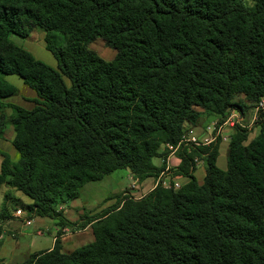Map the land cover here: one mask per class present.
<instances>
[{"label": "trees", "instance_id": "obj_1", "mask_svg": "<svg viewBox=\"0 0 264 264\" xmlns=\"http://www.w3.org/2000/svg\"><path fill=\"white\" fill-rule=\"evenodd\" d=\"M252 1L0 0V136L9 123L18 154L15 163L1 154L0 184L30 200L31 218L63 230L72 224L57 208L85 184L117 170L155 179L169 148L180 160L171 183L187 179L177 190L158 184L139 199L116 197L83 219L90 243L63 253L57 231L51 249L19 264H264V119L251 139L234 125L225 170L219 139L184 140L201 115L219 125L243 111L237 97L264 100V0ZM34 29L57 70L11 39ZM97 39L115 52L111 61L88 48ZM7 76L35 92L31 110L4 103L17 92ZM9 219L3 208L0 221Z\"/></svg>", "mask_w": 264, "mask_h": 264}, {"label": "rangeland", "instance_id": "obj_2", "mask_svg": "<svg viewBox=\"0 0 264 264\" xmlns=\"http://www.w3.org/2000/svg\"><path fill=\"white\" fill-rule=\"evenodd\" d=\"M243 2L249 6L253 4L252 0H243ZM44 37V32L39 29H34L28 33L26 38H18L14 36L12 41L17 45L22 46L40 62L57 70L56 60L45 49ZM55 40L58 44H62V35H56ZM88 48L95 52L102 60L107 62L111 61L115 55V52L110 48H107L100 39L91 43ZM4 79L14 85L17 90L16 96L11 98V103L26 108V110H31L35 106L34 101L37 99L35 92L25 85H16L13 82L15 80L13 78L4 77ZM65 82L66 84H69L67 80H65ZM241 97L242 96L237 97L234 102L244 107L243 111L241 110V118L244 126H248L251 129L254 128L251 135L252 138L258 133L257 125L259 121L264 119V108H260L264 107V104H258L256 106L245 103ZM8 112L9 110L5 109L3 113L6 118H9L12 114V111L10 115ZM235 125L239 126L238 124ZM9 127H11L10 124L6 123L4 130L7 128L9 129ZM248 127L244 129L248 130ZM2 136L3 135L1 134L0 140H3ZM5 136L9 137V131ZM4 140L3 144L0 145V152H3L1 151L3 148L7 150L11 149V152H7L8 155H10L13 160H18V154L13 148H10V140L6 138ZM226 157L227 147L222 145L217 160V166L220 169H226ZM125 172L126 170H118L105 176L98 182H89L81 189L80 195L76 200L68 202L67 204H60L57 209L62 212V215L68 223L72 224L67 225L63 230L59 229V227L50 219L39 217L31 218L26 209H24V206L30 204V200L21 193L8 192V196L5 197L4 200V196L0 194V211L5 208L10 216L9 220L5 222L0 221V264H3V257L10 260L15 255L21 263L30 254L39 250L51 248L57 231L62 233L60 241L65 253L90 243L92 241L91 228L87 226L89 229L85 234L83 233L85 228L82 229L80 226L85 217H93L102 210L112 207L116 203V197L118 196L121 198L133 197L139 199L146 193L143 188H138L136 186L137 184L134 182L129 181L128 183V178L126 177ZM197 177L201 180L200 178L203 177V168L200 169ZM10 197L14 199L13 202L9 199ZM20 202L23 205H21ZM17 211H20V214H17ZM29 221L30 224H27ZM40 221L44 222V225H41Z\"/></svg>", "mask_w": 264, "mask_h": 264}, {"label": "crops", "instance_id": "obj_3", "mask_svg": "<svg viewBox=\"0 0 264 264\" xmlns=\"http://www.w3.org/2000/svg\"><path fill=\"white\" fill-rule=\"evenodd\" d=\"M11 39L13 40V37ZM6 78H13V79H15L13 82L16 85H19V86L20 85H24L23 82H22V80L19 77H17V76H7ZM14 96H16V94ZM14 96H12V97H14ZM12 97H10L9 99H6L4 101V103L5 104H9V105H14V106H17V107H20V108H23V107H21L19 105H16V104L11 103L12 102V99H11ZM261 102H262V105H263L264 104V100H261ZM255 108H257V107H255ZM261 108L263 109L264 107H261ZM5 109L9 110L8 113L10 115L11 114V109L10 108H5ZM5 109L3 110V113H4ZM23 109L26 110V108H23ZM241 117H242L241 110L233 109L227 115V117L224 119V121L221 124L218 125L217 124L218 117H216V116H208V115H205V114L204 115H201L200 118H199V120H198V122H197V124L194 125V126H191V128L188 129L187 133L185 134L186 135L185 138H187L189 140L190 139H195V141H197L199 144H202V145H207L210 142H212L213 140L219 139L218 156H217V159H216V166H217V160H218V157H219L220 147L222 145H225L228 148L229 138L234 133V125L235 124H238L240 127H243V128H247L248 127V126L246 127V126L243 125V121H242V118ZM253 130H254V128L251 129L250 127H248V131H250L249 137H248L249 139H251V135H252ZM8 131H9V137L5 136V134ZM2 135H3L2 136V139L3 140H0V145L3 144V141H5L4 140L5 138L8 139V140H10V143H11V140L13 139V136H14L12 126L9 127V129L7 128L6 130L3 129ZM10 148H13L12 144L10 145ZM168 150L170 151V153L168 154V157L166 158L165 169H164V171L162 173L159 174V176L157 178L154 179V178L150 177V178L145 179L142 182H139L128 171H126L125 173H126V177L128 178V183H129V181L134 182L135 184H137L136 186L138 188H141V189L143 188V190L146 191L145 194H147L153 188H155L158 184H160L162 186L163 177L165 175H169V177H171V176L174 177V175H175L174 173L176 171L177 166L180 163V160L177 158V156L175 154V149L169 148ZM1 151H3V152H0V153L1 154H4V155H7L9 157V159H10L11 162L15 163L17 161V160H13L10 157V155H8L7 152L8 151L11 152L12 151L11 149L7 150V149L3 148V150H1ZM1 154H0V173H1V163H2V159H3L2 156H1ZM17 159H18V157H17ZM154 160H155V162H154ZM154 160H153V163L155 164V166H160L162 164V160H159V159H154ZM201 168H203V177L200 178L201 180H199L198 177H197V175L199 174ZM220 170H225V169H220ZM193 176H194V178L196 179V181L198 183H201L202 182V180L204 178V162L202 160H198L197 161L196 169H195V172L193 173ZM175 177L177 178V180L181 184H184V183L187 182V179L182 178L181 176H175ZM134 188H136V187H134ZM8 192H16V191L8 188L4 184H0V194H2L4 196L3 200L5 199V197L8 196L7 195ZM9 199L11 200V202L14 201V199H12V197H10ZM20 204H21V202H20ZM21 205H23V204H21ZM40 223H41V225H44V222L40 221ZM88 229L89 228L86 227L83 230V233L86 234L88 232ZM51 248H47V249H43V250H48V249H51ZM61 251L63 253H65V251L63 250V246L61 247ZM66 253H68V252H66ZM2 262H3V264H19L20 263V261L16 258L15 255L10 260L9 259H5V257H3Z\"/></svg>", "mask_w": 264, "mask_h": 264}, {"label": "built area", "instance_id": "obj_4", "mask_svg": "<svg viewBox=\"0 0 264 264\" xmlns=\"http://www.w3.org/2000/svg\"><path fill=\"white\" fill-rule=\"evenodd\" d=\"M260 105H262V102L259 103ZM258 108V107H257ZM261 108V107H260ZM184 140L192 145H195V146H198V145H202V144H199L197 141H195V139H187V138H184ZM214 141V140H213ZM195 163L197 164V161L198 160H194ZM162 185L165 187V188H173L175 190L179 189L180 186H181V183L177 180V178L171 183L168 175H165L163 177V181H162ZM17 214H20V211H17ZM27 224H30V221L27 222Z\"/></svg>", "mask_w": 264, "mask_h": 264}]
</instances>
